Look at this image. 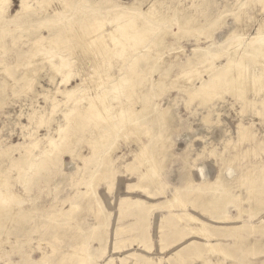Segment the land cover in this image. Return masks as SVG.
I'll return each instance as SVG.
<instances>
[{
	"label": "rangeland",
	"instance_id": "374dc122",
	"mask_svg": "<svg viewBox=\"0 0 264 264\" xmlns=\"http://www.w3.org/2000/svg\"><path fill=\"white\" fill-rule=\"evenodd\" d=\"M66 1L72 8L64 13L60 9L66 27L58 36L56 31H49L43 25L53 15V8L61 6L59 0H28L30 11L25 24L4 19L12 17L20 0H12L6 16H0V82L7 83L0 89V151L6 152L11 144L19 146L29 141L32 134L34 139H42L39 145L42 149L46 144L44 138H49V134L57 137L54 131L60 126L66 142L65 145L62 141L59 153H52V157H39L38 168L31 174L14 166L20 154L16 148L10 150L12 158L0 159L3 169L0 177H4L0 178V189L16 192L14 200L10 199L13 195L3 197L10 208L0 211V264L8 261L13 264H264V87L256 92L255 86L259 88L261 83H252V86L249 81L254 78L252 70L256 75L264 69V55L257 57L255 65L252 63L254 66L243 69L241 65L246 72L242 71L246 80L243 91L222 81L212 86L221 69L228 68L229 53L238 51L235 60L241 64L239 51L247 48L253 37L255 42L263 39L264 3L261 0H91L122 7L137 3L142 11L150 8L167 15L164 21L156 22L139 12L148 21L147 31L144 45L132 53L148 52L150 57H140L132 64L135 70L132 74L142 73L141 85L147 91L140 98L148 109L137 102L134 107L139 110V125L117 131L104 124L95 128L100 124L97 120L93 125L89 123L90 95L98 102L99 97L113 95L114 91L110 78L104 77L107 61L102 62L103 69L94 68L98 60L92 57L86 42L90 33L95 34L96 27L88 26L93 18L104 17V28L115 27L113 31L124 30V26H119L128 18L117 17L118 22L113 11L105 15L107 12L102 9H97V14H88V5L79 0ZM43 5L47 9L45 14ZM73 24L79 26L75 36L69 33ZM41 34L52 40L61 37L63 42L67 40L60 45L48 43L47 39L34 42ZM131 40L127 35L119 38V42L128 45ZM208 44H211L209 52L220 54L219 57L199 59L204 50L193 48ZM85 49L89 56L84 53ZM40 50L42 54L48 55L51 51L55 54L52 57L44 53L43 57ZM69 50L75 51L73 56ZM35 52L37 56L33 58ZM57 56L69 62L65 67L71 68L68 69L71 73H87L85 81L90 88L89 92L78 95L83 97L82 102L76 103L74 96L69 98L61 92L71 88L79 77L67 84L58 83L67 69L55 70L54 64H60L61 60ZM116 58L112 62H117ZM49 63H53L52 67ZM109 70L119 73L117 67ZM52 72L55 80L50 82ZM23 76L28 77H24L27 81L34 80L26 84ZM153 79L156 82L151 86ZM50 93L53 99L46 98ZM130 96L131 100L139 99L133 90ZM154 110L164 114L163 122ZM32 112H35L34 119L29 116ZM39 113L46 117L50 114L48 126L38 125ZM64 118L68 120L65 122ZM145 122L149 124L148 131L143 125ZM100 129L104 136L108 134L105 139L102 134V138L97 136ZM93 137H98L96 144ZM160 144L164 145V152L155 158L143 149ZM140 149L145 154L138 156L136 151ZM101 154L110 159L107 158L112 165L110 172H103L104 157L101 160L98 157ZM151 164L155 170L148 171ZM142 171L143 176L145 172L148 174L149 194L132 186ZM23 176L28 190L21 184L25 182L21 180ZM90 183H94V190ZM174 194L184 203L180 205L174 200ZM248 194L252 197L250 201ZM136 199L142 203H134ZM186 213L198 220H189ZM216 217L223 220L214 221ZM193 226L205 228L211 242L222 243L223 253L204 247L205 240ZM82 247L89 253L87 262L79 260Z\"/></svg>",
	"mask_w": 264,
	"mask_h": 264
},
{
	"label": "bare ground",
	"instance_id": "6f19581e",
	"mask_svg": "<svg viewBox=\"0 0 264 264\" xmlns=\"http://www.w3.org/2000/svg\"><path fill=\"white\" fill-rule=\"evenodd\" d=\"M58 2V1H57ZM67 1L66 0H59V3H60V5L62 6H60L59 8H57L56 9V7H54L53 8V15L50 17V18H48V23L47 24H45V25H43V28H46V29H48L49 31H56L57 32V36L61 33V30L64 28V26L66 27V22H63L62 23V20H61V18H63V16H61L60 14H59V12L62 10L63 12L62 13H64V12H66V10L67 9H70V8H72V6L71 5H69V4H67L66 3ZM79 2L81 3H84V4H86V5H88L89 6V9L90 10H87L86 12L88 13V14H97L98 12H97V9H102L103 11H105L106 10V14L105 15H108L109 13H111V11H113L112 13L113 14H115L114 16H116V19H117V17H127L128 19L126 20V22H125V20H123L124 22H125V24H120L121 26H119V27H122V26H124V30H121V31H119L120 30V28H118L116 31H113L114 29H115V27H114V29L113 30H109V29H107L106 30V28H104V25H103V22H104V17L103 18H100V17H96V18H93L92 20H90L89 22H88V26L89 27H91V26H93V28L94 27H96V28H94V30H95V34L94 35H92L91 33L89 34L90 35V38L87 40V42H86V45H87V48H89V51H90V54H92V57L93 56H95L97 59H95V60H98V63L97 64H95L94 65V68H95V66L96 67H103L102 66V62H104L105 60L107 61V63H108V65H107V70H105V75H104V77H106L107 78V80L110 78V80H111V82H112V86H111V89L114 91V93H112L113 95H111L109 92V96H105V98H103V97H99V100L100 101H95L94 99H95V97H92L91 95H90V97H89V100H87V98L88 97H86V100H87V102L89 101V106H87V110L89 109V111L91 110V113H90V116H89V119H90V124H92L93 125V123L97 120V122H99L100 124H99V126L98 127H95V128H101V126L104 124V125H110V126H112V128L114 129H116L117 131L118 130H122V129H126V130H128V128H126L127 126H129V125H131V126H129L131 129H134V128H136L139 124H138V120H137V118H138V113H139V110H136L135 109V104L137 103V102H139L140 103V105L142 106V108H144V107H146L144 104H143V99H141L140 97L142 96V94H144L145 93V91H147V89H143L142 88V81H143V79H142V73H138L137 72V75H133L132 73L135 71L133 68H132V64H134V63H137L141 58H144V59H147V58H149L150 57V54L148 53V52H146V53H139V55H133V53H132V51H134V50H136V48H138L139 46H141L142 44L144 45V41H145V33H146V31H147V24H148V21L146 20V19H150V20H153V21H156V22H158L159 20H162V21H164L166 18H167V15H165L164 13H161V14H158L157 12H155V11H153V10H150V8H148V9H146L145 11H142V10H140V8L138 7V5H136L137 3H129V4H127V5H125L124 7H122L121 5H119V4H114V3H110V4H108V5H105V4H103V5H101V3H98V2H96V1H91V0H79ZM261 2L262 3H264V0H261ZM11 3H12V0H0V16L3 18V15L4 16H6V14L5 13H7V11H8V9H9V6L11 5ZM20 4H19V8L13 13V14H11V18L10 19H6V18H4L5 20H9L10 22H12L13 24H18V23H20V22H22L23 24H25L26 22H27V18H28V16H26V14L27 13H29V11H30V9H29V11H28V8H30L29 6H28V0H20V2H19ZM48 4H49V2H48ZM118 5L120 6V7H118ZM44 6V5H43ZM48 6V5H47ZM68 8H67V7ZM135 6V7H134ZM41 7V6H40ZM39 7V8H40ZM43 8V7H42ZM44 8H45V6H44ZM44 8H43V10H44ZM135 8V9H134ZM138 8V11L136 10ZM41 9V8H40ZM46 9V8H45ZM61 9V10H60ZM43 10H42V12H43ZM144 10V9H143ZM46 11H47V9L46 10H44V14L46 13ZM102 11V12H103ZM41 12V13H42ZM94 12H96V13H94ZM139 12L140 13H144V14H146L147 16H146V19L145 18H142L140 15H139ZM42 14H40V16H41ZM64 16H65V14H64ZM109 16H111V15H109ZM107 17V19L108 18H110V17ZM66 17V16H65ZM111 17H113V15L111 16ZM82 18H83V15H82ZM115 18V17H114ZM113 18V19H114ZM119 18L117 19L118 20V22H119ZM115 19V20H116ZM122 19H124V18H122ZM106 20V19H105ZM111 20V19H110ZM116 20V21H117ZM20 21V22H19ZM109 21V20H108ZM106 22V21H105ZM110 22V21H109ZM114 22V21H113ZM117 22V23H118ZM133 22L135 23V26L133 27L132 25H134L133 24ZM43 23H45V22H43ZM261 23V22H260ZM264 23V22H263ZM75 24H77V23H75ZM109 25V24H108ZM117 25V24H116ZM115 25V26H116ZM68 26V25H67ZM78 26V25H77ZM76 25H74L73 24V26H69L70 27V31H69V33H71V35L72 36H75L74 34H76V32L79 30V26L77 27ZM114 26V25H113ZM118 26V25H117ZM117 26H116V28H117ZM261 26V25H260ZM259 26V27H260ZM131 27V28H130ZM133 27V28H132ZM82 27H80V29H81ZM109 28H110V26H109ZM113 28V27H112ZM111 28V29H112ZM69 29V28H68ZM105 29V30H104ZM264 30V27H261V30ZM257 31V30H256ZM65 32V31H64ZM91 32V31H90ZM262 33H263V31H261ZM81 33V32H80ZM107 33V34H106ZM259 33V32H258ZM105 34L106 35H108L107 36V38H106V36H105ZM131 36V39L133 40V42H132V40H131V42H128V43H130L129 45L127 44V42H125L124 44H123V42L121 43V41L119 42V38H121V37H125V36ZM54 36V35H53ZM69 36V35H68ZM257 36V35H256ZM77 37V36H76ZM85 37H87V36H85ZM85 37H83V38H85ZM102 37H104V38H102ZM82 38V37H81ZM259 38V37H258ZM261 38V37H260ZM259 38V39H260ZM263 39H261V40H259V41H257V42H255L254 40H255V37H253L251 40H250V42H248L247 44H246V47L247 48H244V50L243 51H239V53L238 54H240V55H238L239 57H240V59L239 58H237V59H239V62L241 61V64H239L238 63V60L236 61L235 60V55H236V53L238 52V51H236L235 53H229V55H228V57H227V59H228V68L226 69V68H223V69H221V71H220V76L219 77H217L216 78V81H214L213 83H212V86H216L220 81H222V82H224V83H226L227 85H234V88L235 89H238V87H239V90L240 91H243L244 90V83L246 82V80L244 79V77H245V75L243 76V74H242V71L243 72H245L243 69H244V67L245 66H254L255 64V61H256V59H257V57H259L260 55H264V37H262ZM47 39V42L49 43V42H53V43H55V44H53V45H60V44H65L66 43V40H67V38H66V40L63 42V39H62V37H61V39L60 40H57V38H56V40L55 39H51V37H46L44 34H41V35H39V37L37 38V40L36 41H34V42H36V43H39L40 41H38V40H46ZM74 39V38H73ZM130 40V38H127V40ZM257 39V38H256ZM123 40H125V39H123ZM82 41V40H81ZM113 43V45L111 46V45H109V43ZM47 43V44H48ZM49 45V44H48ZM48 45L46 46V47H48ZM118 46V45H120V47H118V48H115V46ZM152 45V44H151ZM43 46H45V45H43ZM50 46H52V45H50ZM62 46V45H61ZM64 46V45H63ZM79 46V45H78ZM83 46V45H82ZM37 47H39L40 48V46H37ZM36 47V48H37ZM58 47V46H57ZM72 47V46H71ZM85 47V46H84ZM209 47H211V44H208L206 47H204V48H197V47H194L193 48V50L195 51V50H198V49H202V50H204V54L203 55H201L200 56V58L199 59H201V60H204V59H216V58H218L219 57V55H214V54H212V53H210L209 52V50H208V48ZM35 48V47H34ZM52 48V47H51ZM51 48L49 49V50H51ZM64 48V47H63ZM66 48V47H65ZM237 48H238V46H237ZM54 50H55V47L53 48ZM61 49H62V47H61ZM149 49V48H148ZM235 49V48H234ZM37 50V49H36ZM45 50H47V48H45ZM43 48H42V51H45ZM48 50V51H49ZM54 50H53V52H54ZM73 50V49H72ZM72 50H69L70 52H72ZM78 50V49H77ZM147 50V49H146ZM47 51V52H48ZM65 51V50H64ZM67 51V50H66ZM83 51H85L84 53L85 54H87V56H89L88 55V50H83ZM38 52V51H37ZM59 52H60V50H59ZM62 52V51H61ZM60 52V53H61ZM79 52H81V50H79ZM36 53V52H35ZM34 53V54H35ZM41 55H43V57H44V55L46 54L45 52V54L43 53H41V50H40V52H39ZM65 53V52H64ZM63 53V54H64ZM69 53V52H68ZM74 53H75V51H74ZM73 52H72V54H70V55H72L73 56V54H74ZM83 53V54H84ZM33 54V55H34ZM40 54H38L39 55V57L41 56ZM52 53V51H51V54H48V55H51L52 57H53V55L55 54H53ZM47 55V54H46ZM47 55V56H48ZM65 55V54H64ZM70 55L68 56V57H70ZM81 55V54H80ZM36 56H37V53H36V55L33 57V58H36ZM61 56H62V54H61ZM61 56L60 57H58V58H60L59 60V63L60 64H54V66H55V70L57 69L58 70V72L59 71H63V68H66L67 67V64L69 63L68 61H64L62 58H61ZM86 56V57H87ZM43 57H41V58H43ZM50 57V56H49ZM51 57V58H52ZM57 57L55 58L57 61H58V59H57ZM68 57H67V59L66 60H68ZM76 56H74V58H75ZM78 57H80L79 55H78ZM81 57H83V56H81ZM114 57H117L116 59H117V62H116V60H115V62H112V61H114V60H112ZM141 57V58H140ZM243 57H245L246 58V60H248L247 62H246V60H243V59H245V58H243ZM262 57V56H261ZM31 58V57H30ZM90 59H91V56L89 57ZM243 58V59H242ZM263 58V57H262ZM39 59V58H38ZM38 59H36V60H38ZM52 59H54V58H52ZM73 59V58H72ZM94 59V58H93ZM129 59V61L127 62V60ZM259 59H261V58H259ZM264 59V58H263ZM35 60V59H34ZM44 60V59H43ZM49 60V59H48ZM78 60V59H77ZM84 60H86V58L84 59ZM243 60V61H242ZM33 61V60H32ZM45 61V60H44ZM53 61V60H52ZM72 61V60H71ZM82 61V60H81ZM91 61V60H90ZM93 61V60H92ZM34 62H36V61H34ZM42 61H40L39 63H41ZM50 63H51V61H49ZM55 62V61H54ZM53 62V63H54ZM66 62H68L67 64H66ZM76 62V61H75ZM89 62V61H88ZM257 62V61H256ZM30 63H31V61H30ZM49 63V64H50ZM53 63L52 64H50L51 65V67H52V65H53ZM56 63V62H55ZM94 63V62H93ZM125 63H127V65H125ZM254 65H253V64ZM73 64V63H72ZM83 64V63H82ZM85 64V63H84ZM87 64V63H86ZM104 64V63H103ZM68 65H70V64H68ZM93 65V64H92ZM241 65H243V69L241 68ZM31 66V65H30ZM35 66V65H34ZM66 66V67H65ZM33 67V66H32ZM72 67V66H71ZM93 67V66H92ZM112 67H117V69H118V71H119V73L118 74H114V73H112L109 69H111ZM35 68V67H34ZM73 68V67H72ZM100 68V69H101ZM67 69V68H66ZM65 69V70H66ZM69 69V68H68ZM67 69V71L66 72H64V74L62 75V80H60V82H58V83H65V84H67L71 79H73V78H76V77H79V78H77V79H79V81H77L71 88H66V89H64L63 91H61V92H63L64 94L66 93V97H72V96H74V101L76 102V103H78L79 101L80 102H82L81 100V98H83L82 96L81 97H79L78 95H80V94H83V93H86L87 91L89 92V90H88V88H90L89 86H88V83H87V81H85V76H87V71L85 72L86 73V75H84V74H80L81 72H79L78 74H73V73H71L69 70H71V68L68 70ZM79 69V68H78ZM82 69V68H81ZM85 69V68H84ZM103 69V68H102ZM114 69V68H113ZM262 69V68H261ZM64 70V71H65ZM74 71H75V69H73ZM192 70H195V69H193V67H192ZM248 70H250L251 71V69H248ZM53 71V70H52ZM73 71V72H74ZM80 71V70H79ZM84 71V70H83ZM82 71V72H83ZM94 71H96V70H94ZM155 71V70H154ZM247 71V70H246ZM76 72H77V70H76ZM93 72V71H92ZM101 72V71H100ZM38 73V72H37ZM36 73V74H37ZM57 73V72H56ZM91 73V72H90ZM96 73H98L97 71H96ZM246 73V72H245ZM244 73V74H245ZM248 73V72H247ZM252 75L254 74V78H252V79H249V81H251V85H252V83H253V85L256 83V82H259V88L257 87L256 88V86H255V88H254V90L256 91V92H258V90L259 89H263V88H261V87H264V69L260 72V70H259V72H257L258 74H256L255 75V72L252 70ZM27 74V73H26ZM59 74H61V73H59ZM227 74V75H226ZM250 74V73H249ZM96 75V74H95ZM94 75V76H95ZM189 75V74H188ZM28 76V75H27ZM224 77L223 79L221 78V77ZM21 77V76H20ZM25 76H23V79H24V81H25V83L26 84H31L30 82H32V80H34V79H28V81H27V79H25V78H28V77H25ZM88 77H89V75H88ZM91 77V76H90ZM96 77V76H95ZM99 77V76H98ZM103 77V76H102ZM104 77H103V79H104ZM247 77V76H246ZM30 78V77H29ZM106 78H105V80L104 81H106ZM211 78H213V77H211ZM49 80H50V82H52L53 80H55V74H54V72H52L50 75H49ZM95 81V80H94ZM93 81V82H94ZM253 81H255V82H253ZM56 82V81H55ZM98 81H96V83H97ZM103 82V81H102ZM148 82H150V81H148ZM156 82V80L155 79H153V81L150 83V85L151 86H154V83ZM90 83V82H89ZM237 83V84H236ZM7 83L4 81V82H0V89H1V87L2 86H4V85H6ZM57 84V83H56ZM99 84H100V82H99ZM257 84V83H256ZM101 85V84H100ZM100 85L98 86V87H100ZM109 85V84H108ZM108 85H106V83H105V85L104 86H107L108 87ZM204 85V84H203ZM202 85V86H203ZM252 85V86H253ZM29 86V85H28ZM31 86V85H30ZM58 86V85H57ZM95 86H96V84H95ZM103 86V85H102ZM5 87V86H4ZM200 87V86H199ZM93 88V87H92ZM101 88V87H100ZM149 88V87H148ZM201 88V87H200ZM4 89V88H3ZM96 89V88H95ZM94 89V90H95ZM98 89V88H97ZM57 90V89H56ZM99 90V89H98ZM132 90L136 93V95H138L137 97H139V99L138 98H136V99H129V97H131L130 96V94L132 93ZM46 91V90H45ZM59 91V90H58ZM90 91H92V90H90ZM97 91V90H96ZM108 91H110V89L108 90ZM149 91V90H148ZM254 91V92H255ZM262 91V90H261ZM3 92V91H2ZM104 92V90L103 91H101V93H103ZM106 93H107V91H105ZM48 93V92H47ZM51 93H53V92H51ZM48 94L47 95V97L46 98H49L50 99V97L51 96H53V94ZM97 93V92H96ZM116 93V94H115ZM206 93V92H205ZM263 93V92H262ZM261 93V94H262ZM94 94V93H93ZM55 95V94H54ZM85 95V94H84ZM88 95V94H87ZM98 95V94H97ZM96 96V95H95ZM102 96V95H101ZM125 96H127L126 98H125ZM55 97V96H54ZM45 98V99H46ZM52 99H53V97H51ZM94 98V99H93ZM96 98H98L97 96H96ZM144 98V97H143ZM67 99V98H66ZM91 99H93L94 101H92ZM262 99H264V94H262ZM93 103H92V102ZM117 101V102H116ZM67 102H68V100H67ZM86 102V101H85ZM114 102H116L117 104H115ZM262 102H263V100H262ZM58 103V102H57ZM75 103V104H76ZM264 103V102H263ZM54 104V103H53ZM74 104V103H73ZM55 105V104H54ZM80 105V104H79ZM52 106V105H51ZM58 106V105H57ZM82 106V105H81ZM53 109H54V106L52 107ZM84 108H86V106L84 107ZM113 109H115V110H113ZM146 109H148L147 107H146ZM86 110V111H87ZM115 111V112H113V111ZM157 110V109H156ZM160 110H162V109H160ZM167 109H165V111H166ZM68 111V110H67ZM71 111H73L72 110V108H71V110H70V112ZM85 111V110H84ZM153 111V110H152ZM155 111V110H154ZM156 112V114L157 115H159L160 117H161V120H162V122H163V119H164V114H162L160 111L159 112H157V111H155ZM73 113V112H72ZM74 113H76V112H74ZM160 113V114H159ZM70 114V113H69ZM66 115V114H65ZM64 115V116H65ZM31 118L33 117V119L35 118V112H32L30 115H29ZM45 116V114L43 115V114H40L39 113V115H37V122L39 123L38 125H44V124H47V126L49 125L48 123H50L51 122V117H49L50 116V114H49V116L48 117H44ZM134 116V117H133ZM67 117V116H66ZM65 119V118H64ZM67 119V118H66ZM66 119H65V122H66ZM69 119H70V117H69ZM87 119V118H86ZM206 119V118H205ZM68 120V119H67ZM99 120H101V121H99ZM133 120H136V121H133ZM69 122V121H68ZM110 123H112V124H110ZM60 125V124H59ZM65 125V127L66 128H68L67 127V125L66 124H64ZM63 125V126H64ZM70 125H71V122H70ZM95 126H97V124L95 125ZM64 127V128H65ZM48 128V127H47ZM61 128H62V126H60V127H58V128H56L55 129V131H54V133H58V135H57V137L56 136H51L50 134H49V138H47V139H45L44 138V142L46 141V144L44 143V145L42 146L43 148L42 149H40V147H39V145H40V142H42V139L41 138H39V139H34V136L35 135H33L32 134V137H29L28 139H29V141H27V142H25V143H23V144H21V145H10L11 147H8L7 149L9 150V151H7V149H6V152H2V151H0V159L1 160H3L5 157H9V158H12L11 156H12V151L10 152V150H11V148H16L17 150H18V152L20 153L19 154V156L17 157V158H15V161H14V166H16L19 170L20 169H22V170H24V173H26V174H31L34 170L36 171V168H38V161L39 160H41V158H46V157H52V156H50L52 153L53 154H56L57 152L59 153V149H61L60 148V145L62 144V141L65 139V137H63V135L61 134ZM71 128V127H70ZM129 128V129H130ZM74 129V128H73ZM86 129H88L87 128V125H86ZM111 129V128H110ZM63 130V129H62ZM96 130V129H95ZM60 131V132H59ZM68 131V130H67ZM99 131V134H97V136H99V135H103V133L101 132V129L100 130H98ZM122 131H125V130H122ZM247 132V131H246ZM53 133V132H52ZM62 135H60V134ZM67 133V132H66ZM98 133V132H97ZM64 134V133H63ZM104 134H106V132L104 133ZM102 135H101V138H102ZM66 136V135H65ZM69 136V135H68ZM104 136V135H103ZM105 136H108V134H106ZM105 136H104V138L103 139H105ZM27 137V136H26ZM61 137H63V138H61ZM94 138V140H93V143L94 144H96V141L98 140V137H93ZM110 138V137H109ZM200 138V137H199ZM243 138H245V134L243 135V137H242V139ZM33 139V140H32ZM108 139V138H107ZM100 141V140H99ZM106 141V140H105ZM112 142V141H111ZM63 144H65L66 145V142L65 141H63ZM105 144V143H104ZM18 146V147H17ZM64 146V145H63ZM62 147V146H61ZM39 150V153H35V151L37 150V149ZM111 148V147H110ZM15 150V149H14ZM35 150V151H34ZM110 150V149H109ZM112 150V149H111ZM16 151V150H15ZM61 151V150H60ZM94 151V150H93ZM104 151H106V150H104ZM113 151V150H112ZM110 152V151H109ZM142 152V151H141ZM66 153V152H65ZM102 153V152H101ZM108 153V152H107ZM106 153V154H107ZM63 154V153H62ZM111 154V153H110ZM142 154H144V153H142ZM58 155V154H57ZM75 155V154H74ZM59 156V155H58ZM108 156V155H107ZM106 156V157H107ZM216 156V155H215ZM39 157H41L40 159H39ZM98 157H100L99 159L101 160V159H103V157H104V168L105 169H103V172L104 173H106V172H110V169H111V163L109 164L108 162H110L109 160H107V158H105V156H104V154H101V155H98ZM99 162V161H98ZM153 162H154V160H153ZM152 162V163H153ZM28 163H30V165L27 167V166H25V164H28ZM101 163V162H100ZM112 163H114V162H112ZM1 166V165H0ZM101 167V166H100ZM159 168V167H158ZM2 168L0 167V173H2V170H1ZM149 170L148 171H150V170H155V167H154V165H149V168H148ZM101 170V169H100ZM102 171V170H101ZM24 173H23V175H24ZM64 175V174H63ZM25 176V175H24ZM24 176H23V179H21V180H25V182H22L21 181V184H22V186L24 187V189L25 190H28V184H27V180L26 179H24ZM28 176V175H27ZM91 176V175H90ZM147 176H148V174H147V172H145V174H144V176L142 175L141 177L143 178H147ZM103 177V175L101 176V178ZM111 177V176H110ZM0 178H2V177H0ZM4 178V177H3ZM3 178H2V180H3ZM8 183V182H7ZM81 183V182H80ZM91 184V183H90ZM0 185H2V184H0ZM4 185V184H3ZM90 185H88V187H89ZM91 186H92V189L94 190V183L93 184H91ZM2 189H0V208H2L0 211H3L5 208H10L9 206H7V203H6V199H4L3 197H5V195H8L9 197L11 196V195H13V197H10V199H12V200H14V199H16V196L14 195V194H16V192L14 193V192H12L11 190H8V191H1ZM30 190V189H29ZM143 191L145 190V189H142ZM87 192H89V190L87 191ZM86 193V192H85ZM175 196H174V200L175 199H177L178 201H179V204L181 205V204H183L184 202H183V200L181 199V200H179V197H178V195L177 194H174ZM199 195H201V194H199ZM249 195V194H248ZM251 195V194H250ZM249 195V196H250ZM21 196V195H20ZM248 197V196H247ZM202 198H203V196H202ZM252 197L250 196L249 197V199H248V201H250V199H251ZM96 200V199H95ZM241 202L243 201V200H240ZM252 201V200H251ZM176 202V201H175ZM210 202H212V201H210ZM134 203H136V204H140V203H142V201L141 200H139V199H136V201L134 202ZM34 205H36L35 203H33ZM178 206V205H177ZM183 207H184V205H182ZM181 207V206H180ZM182 207V208H183ZM73 209V208H72ZM23 211H24V209H23ZM4 212V211H3ZM15 212V211H14ZM5 214V213H4ZM27 214V213H26ZM55 214V213H54ZM239 214V213H238ZM176 216H177V214H176ZM178 216L180 217V214H178ZM186 216H187V218L189 219V220H191V221H197L198 220V218L197 217H195L194 215H190V214H188V213H186ZM8 217V216H7ZM5 218H6V216H5ZM11 218V217H10ZM1 225H3V223H1ZM202 226H205V224L202 222V224H201ZM194 232H196V231H194ZM199 234H200V236L205 240V242H204V247H206L208 250H211V251H213V250H215V251H219V252H222L223 253V248H222V245L221 244H219V243H213V242H211V236L207 233V231H206V229L205 228H203V227H199V232H198ZM80 252H82L81 254H82V256H81V258H79V260H82V262L84 261V259H85V261L84 262H87L86 261V259H87V256H88V252H87V249L86 248H81L80 250H79ZM80 256V255H79ZM78 256V257H79ZM225 256V255H224ZM230 257V256H229ZM6 264H13L12 262H7ZM80 264H82L81 262H80ZM204 264H206V262H204Z\"/></svg>",
	"mask_w": 264,
	"mask_h": 264
},
{
	"label": "crops",
	"instance_id": "0c3cea01",
	"mask_svg": "<svg viewBox=\"0 0 264 264\" xmlns=\"http://www.w3.org/2000/svg\"><path fill=\"white\" fill-rule=\"evenodd\" d=\"M143 125H145L146 126V131H148V130H150V128H147V127H149V124H148V122H145ZM153 133V132H152ZM148 134V133H147ZM156 135H157V133H156ZM143 148V147H142ZM164 145L163 144H160V145H158V146H152L151 148L149 147V148H143V149H145V152L146 153H149V155L150 156H152V158H155L156 157V155L157 156H159V154H161V153H163L164 152ZM143 149H140V151L138 152V151H136V154H138V156L139 155H141L142 153H144L145 154V152H144V150ZM142 151V152H141ZM144 171H142L140 174H138V181L136 182V183H134V185H132L133 187H135L137 190H139V191H141V192H145V193H147V194H149L150 193V191L148 190V185H147V183H149L148 181H147V179H148V177L147 178H145V179H141V175H142V173H143ZM144 182V183H143ZM141 189H145V191H142ZM142 201V200H141ZM220 217H222V216H220ZM220 217H216V218H214L215 220L214 221H222V220H218L217 218H220ZM194 227V226H193ZM192 228V227H191ZM195 229H198L199 230V228H197V226L196 227H194ZM212 236H213V240L215 239V234L212 232ZM215 243H219V242H215ZM219 244H222V243H219Z\"/></svg>",
	"mask_w": 264,
	"mask_h": 264
}]
</instances>
